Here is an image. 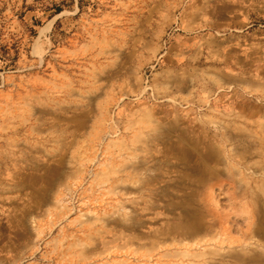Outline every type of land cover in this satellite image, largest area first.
<instances>
[{
  "label": "rangeland",
  "instance_id": "374dc122",
  "mask_svg": "<svg viewBox=\"0 0 264 264\" xmlns=\"http://www.w3.org/2000/svg\"><path fill=\"white\" fill-rule=\"evenodd\" d=\"M0 264H264V0H0Z\"/></svg>",
  "mask_w": 264,
  "mask_h": 264
}]
</instances>
